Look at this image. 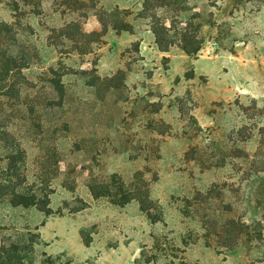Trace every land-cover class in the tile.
<instances>
[{
    "label": "rangeland",
    "instance_id": "374dc122",
    "mask_svg": "<svg viewBox=\"0 0 264 264\" xmlns=\"http://www.w3.org/2000/svg\"><path fill=\"white\" fill-rule=\"evenodd\" d=\"M0 23L30 82L17 108L0 63V126L21 189H53L49 215L0 197V243L33 240L37 264H264V0H0ZM132 181L155 222L115 204Z\"/></svg>",
    "mask_w": 264,
    "mask_h": 264
},
{
    "label": "trees",
    "instance_id": "16d2710c",
    "mask_svg": "<svg viewBox=\"0 0 264 264\" xmlns=\"http://www.w3.org/2000/svg\"><path fill=\"white\" fill-rule=\"evenodd\" d=\"M17 9L18 4L15 2L12 11L15 13ZM14 27V24L0 23V35H10ZM65 38L68 39V37ZM0 63L3 65L1 69L3 84H1V87L6 91V93L3 94H10V96L16 97V106L19 108L22 89L29 85L30 82L22 76L21 71L23 67L18 64L17 60L12 55L0 51ZM2 140L6 142L2 146L5 153L3 158H0V163L6 161L8 166L4 168L0 165V197H8L10 202L15 206L34 208L43 214L49 215L51 213L50 195L53 193L51 184H46L44 181H40L39 183L36 179H33L29 187L21 189L22 185L19 177L21 176V166L24 167L27 153L22 147L20 140L8 129L0 126V142H2ZM56 151L55 149L54 152L56 153ZM58 163L59 161H54L53 165L55 166V171H58ZM136 176V178H141L140 173ZM146 187L147 186L139 187L132 181L127 187V192L123 190L124 186L119 188L118 193L114 195L119 199L114 202L118 205H124L135 200L139 203L141 210L146 213L148 218L155 222L154 217H151L153 216L150 211L152 206L149 204L151 201L149 199V191ZM96 189H103L105 190L103 191L104 194H109L106 190V186L94 185L90 187V191L95 197L99 196ZM30 237L37 238V235H30ZM34 245L35 243L31 239L27 241L21 240L11 243H0V264H37L33 257ZM39 264L70 263H62L56 259L47 257Z\"/></svg>",
    "mask_w": 264,
    "mask_h": 264
}]
</instances>
